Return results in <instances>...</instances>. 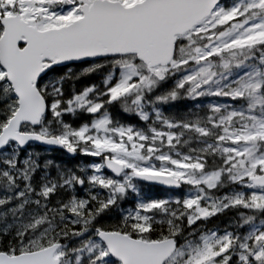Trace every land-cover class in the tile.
Here are the masks:
<instances>
[{"label": "snow or ice", "instance_id": "1", "mask_svg": "<svg viewBox=\"0 0 264 264\" xmlns=\"http://www.w3.org/2000/svg\"><path fill=\"white\" fill-rule=\"evenodd\" d=\"M0 264H264V0H0Z\"/></svg>", "mask_w": 264, "mask_h": 264}, {"label": "trees", "instance_id": "2", "mask_svg": "<svg viewBox=\"0 0 264 264\" xmlns=\"http://www.w3.org/2000/svg\"><path fill=\"white\" fill-rule=\"evenodd\" d=\"M52 155H57V156H59L60 154L57 152V153H52ZM64 159L67 160L68 162H74V161L71 160V158H69V157H67V156H65Z\"/></svg>", "mask_w": 264, "mask_h": 264}]
</instances>
